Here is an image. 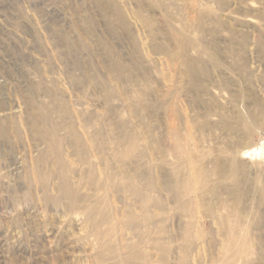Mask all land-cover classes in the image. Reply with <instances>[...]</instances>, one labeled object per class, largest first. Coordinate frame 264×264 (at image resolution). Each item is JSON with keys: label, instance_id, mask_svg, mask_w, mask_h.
I'll list each match as a JSON object with an SVG mask.
<instances>
[{"label": "rangeland", "instance_id": "obj_1", "mask_svg": "<svg viewBox=\"0 0 264 264\" xmlns=\"http://www.w3.org/2000/svg\"><path fill=\"white\" fill-rule=\"evenodd\" d=\"M0 264H264V0H0Z\"/></svg>", "mask_w": 264, "mask_h": 264}, {"label": "bare ground", "instance_id": "obj_2", "mask_svg": "<svg viewBox=\"0 0 264 264\" xmlns=\"http://www.w3.org/2000/svg\"><path fill=\"white\" fill-rule=\"evenodd\" d=\"M79 140V139H78ZM65 184V183H64ZM66 186V185H65ZM70 187V186H69Z\"/></svg>", "mask_w": 264, "mask_h": 264}]
</instances>
